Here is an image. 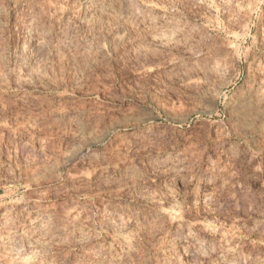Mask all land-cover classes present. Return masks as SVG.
Here are the masks:
<instances>
[{"label":"rangeland","instance_id":"rangeland-1","mask_svg":"<svg viewBox=\"0 0 264 264\" xmlns=\"http://www.w3.org/2000/svg\"><path fill=\"white\" fill-rule=\"evenodd\" d=\"M0 264H264V0H0Z\"/></svg>","mask_w":264,"mask_h":264},{"label":"bare ground","instance_id":"bare-ground-1","mask_svg":"<svg viewBox=\"0 0 264 264\" xmlns=\"http://www.w3.org/2000/svg\"><path fill=\"white\" fill-rule=\"evenodd\" d=\"M176 115H171V114H169L168 115V118L169 119H174V117H175ZM156 117H149L148 119H155ZM144 120V118L142 117V118H140L139 119V122H142ZM183 121L185 122V119H183Z\"/></svg>","mask_w":264,"mask_h":264}]
</instances>
